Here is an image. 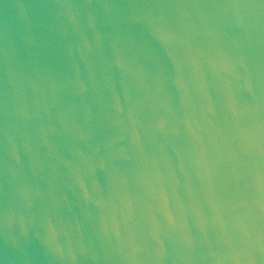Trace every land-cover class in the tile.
Wrapping results in <instances>:
<instances>
[{
  "label": "water",
  "instance_id": "obj_1",
  "mask_svg": "<svg viewBox=\"0 0 264 264\" xmlns=\"http://www.w3.org/2000/svg\"><path fill=\"white\" fill-rule=\"evenodd\" d=\"M0 264H264V3L0 0Z\"/></svg>",
  "mask_w": 264,
  "mask_h": 264
},
{
  "label": "snow or ice",
  "instance_id": "obj_2",
  "mask_svg": "<svg viewBox=\"0 0 264 264\" xmlns=\"http://www.w3.org/2000/svg\"><path fill=\"white\" fill-rule=\"evenodd\" d=\"M262 3H264V0H261Z\"/></svg>",
  "mask_w": 264,
  "mask_h": 264
}]
</instances>
